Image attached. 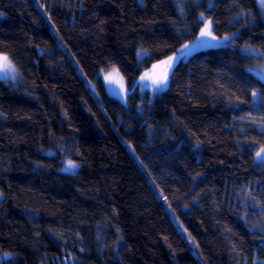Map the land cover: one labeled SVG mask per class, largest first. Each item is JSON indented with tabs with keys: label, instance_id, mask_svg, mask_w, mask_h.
<instances>
[{
	"label": "trees",
	"instance_id": "trees-1",
	"mask_svg": "<svg viewBox=\"0 0 264 264\" xmlns=\"http://www.w3.org/2000/svg\"><path fill=\"white\" fill-rule=\"evenodd\" d=\"M0 12V54L21 74L0 80V264H264V55L241 50L264 53L256 0H0ZM201 13L234 47L194 53L158 94L107 93L101 69L131 89L197 37Z\"/></svg>",
	"mask_w": 264,
	"mask_h": 264
},
{
	"label": "snow or ice",
	"instance_id": "snow-or-ice-1",
	"mask_svg": "<svg viewBox=\"0 0 264 264\" xmlns=\"http://www.w3.org/2000/svg\"><path fill=\"white\" fill-rule=\"evenodd\" d=\"M258 3L260 7L264 9V0H258ZM41 7L43 6L41 5ZM183 14L184 11L183 8H181V15ZM200 19L203 21V27L200 28L199 36L197 38L199 44H195L193 46H208L210 41H215L217 44L224 42L231 43V41L236 38L235 36L232 38L225 36L223 41L219 40L213 29V21L209 18H205L204 13L200 14ZM193 46H190L189 44H183L182 47L178 49L176 54L166 55L163 59H157L150 68L142 71L138 78L141 90L143 91L145 88H148L151 90L153 95H155L157 92H162L168 89L171 86V79L175 76L176 67L185 57L191 53ZM245 51L256 54V50L251 49L250 47H247ZM259 54L264 55V53ZM136 55L138 61L142 62L148 53L146 50L140 49L137 51ZM139 66H142V63L138 64V67ZM101 72L103 73V80L107 84L118 86L119 92L126 102L130 93L129 89L126 87L125 76L121 72V69L117 66L110 65L109 71H107V73H104L103 69H101ZM20 75L19 69L13 60L8 55L0 54V76H3L5 82H8L9 80L15 81L20 78ZM260 78L264 79V70H261ZM251 94L254 98L259 95L256 90H253ZM261 99H264V96H261ZM253 102L255 103V100ZM256 158L259 161V164L264 166V145H261L259 151L256 152ZM141 163L143 162L141 161ZM78 167L79 165L73 160L67 159L65 161V167L62 169V171L75 172ZM161 194L163 195V193ZM0 195H3V193H0ZM165 199L167 198L165 197ZM192 242L195 243V241ZM196 247H199V245L196 244Z\"/></svg>",
	"mask_w": 264,
	"mask_h": 264
},
{
	"label": "rangeland",
	"instance_id": "rangeland-1",
	"mask_svg": "<svg viewBox=\"0 0 264 264\" xmlns=\"http://www.w3.org/2000/svg\"><path fill=\"white\" fill-rule=\"evenodd\" d=\"M256 1H257V4H258V7H259L260 10H261L262 16H263V18H264V9H262V8L260 7V5H259V3H258V0H256ZM3 16H4V14L0 12V19H1ZM204 16H205V14H204ZM205 18H206V16H205ZM202 22H203V21H202ZM198 36H199V34L197 35V37H195L193 40L189 41V42L186 43V44H189L190 46H193V45H195V44H199V41L197 40ZM226 36H228L229 38H232L233 36L237 37V33L230 34V35H226ZM224 37H225V36H223V37H218V38H219V40L223 41V38H224ZM220 47H234V40H232L231 43L224 42V43H221V44H217V42H215V41H210L209 44H208V46H198V47H197V46H193V49H192L191 53H190L187 57H185L181 62H186V61H187V60H188V59H189L194 53H196V52H198V51L206 50V49H210V48H220ZM246 48H247V47H244V48L241 49V50H242L244 53H246V54H250V55H258V54H259V51H258V50H256V54H252V53H250V52H246V51H245ZM251 49H253V48H251ZM254 50H255V49H254ZM176 53H177V52H175L174 54H176ZM5 55H6V54H5ZM172 55H173V54H172ZM145 70H146V69H145ZM261 70H264V67H263ZM107 71H109V67H108L107 69L104 70V73H107ZM260 73H261V71H260V72L253 71V74L256 75L259 79H261V78H260ZM100 78L102 79V81H103V83H104V86H105V89H106L107 93H108L111 97L117 99L118 101H120V102L123 103V104H127V101L125 102V100L122 98V96H121V94H120V92H119L118 86L107 84V83L103 80V73H102V72H100ZM138 78H139V77H138ZM0 80L5 82L3 76H0ZM17 80H18V79H17ZM17 80H15V81H11V80H9L8 82H12V83H13V82H16ZM261 80L264 82V79H261ZM125 84H126V81H125ZM126 87L129 89V93H130L132 90H141V88H140V86H139V79H137V80L134 82V84H133V86H132L131 89L128 87L127 84H126ZM141 91H142V90H141ZM143 91H149V92H151V90L148 89V88H145ZM162 92H163V91H162ZM151 93H152V92H151ZM158 93H160V92H157L156 94H158ZM255 101H256L257 103L260 102L259 95H258L257 97H255ZM75 163H76V162H75ZM77 164H78V163H77ZM64 167H65V165H64ZM64 167H63V168H64ZM63 168H62V169H63ZM64 172H71V173H74V172H72V171H64ZM75 172H76V171H75ZM0 198H1V195H0ZM7 256H8V255H7ZM60 264H74V259H73L72 256H66V257H64V258L61 260V263H60Z\"/></svg>",
	"mask_w": 264,
	"mask_h": 264
}]
</instances>
